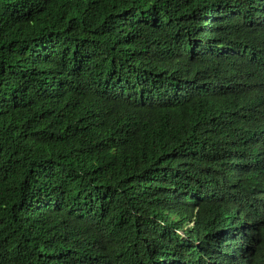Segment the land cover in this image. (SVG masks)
Returning a JSON list of instances; mask_svg holds the SVG:
<instances>
[{
  "label": "trees",
  "instance_id": "1",
  "mask_svg": "<svg viewBox=\"0 0 264 264\" xmlns=\"http://www.w3.org/2000/svg\"><path fill=\"white\" fill-rule=\"evenodd\" d=\"M0 264H264V0H0Z\"/></svg>",
  "mask_w": 264,
  "mask_h": 264
},
{
  "label": "clouds",
  "instance_id": "2",
  "mask_svg": "<svg viewBox=\"0 0 264 264\" xmlns=\"http://www.w3.org/2000/svg\"><path fill=\"white\" fill-rule=\"evenodd\" d=\"M217 231V230H215ZM212 233V232H211ZM200 243V240L195 241V244L198 245Z\"/></svg>",
  "mask_w": 264,
  "mask_h": 264
}]
</instances>
